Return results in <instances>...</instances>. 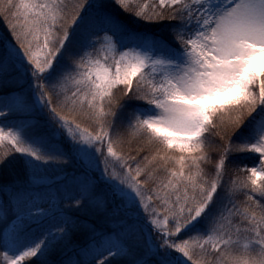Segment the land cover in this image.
<instances>
[{"label": "snow or ice", "instance_id": "1", "mask_svg": "<svg viewBox=\"0 0 264 264\" xmlns=\"http://www.w3.org/2000/svg\"><path fill=\"white\" fill-rule=\"evenodd\" d=\"M0 18V264H264V0Z\"/></svg>", "mask_w": 264, "mask_h": 264}, {"label": "rangeland", "instance_id": "2", "mask_svg": "<svg viewBox=\"0 0 264 264\" xmlns=\"http://www.w3.org/2000/svg\"><path fill=\"white\" fill-rule=\"evenodd\" d=\"M7 30L6 24L3 22L2 18H0V33H3Z\"/></svg>", "mask_w": 264, "mask_h": 264}]
</instances>
